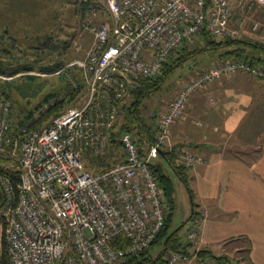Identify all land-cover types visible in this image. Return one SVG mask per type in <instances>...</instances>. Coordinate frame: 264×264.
<instances>
[{
    "label": "built area",
    "instance_id": "1",
    "mask_svg": "<svg viewBox=\"0 0 264 264\" xmlns=\"http://www.w3.org/2000/svg\"><path fill=\"white\" fill-rule=\"evenodd\" d=\"M101 2L110 20L92 29L94 44L82 72L86 102L35 127L48 106L15 128L11 100L0 95V217L11 264H127L150 249L168 216L164 193L151 168L160 152L194 169L204 158L171 144L172 127L185 115L195 93L214 83L247 74L264 81V66L224 61L185 83L156 123V142L147 149L139 138L122 134L125 162L108 167L121 105L186 42L204 31L216 39H240L230 28L229 0H86ZM264 9V0H250ZM255 23L253 30L258 31ZM71 80V71L62 73ZM73 81V79H72ZM71 83V88L77 85ZM116 150V149H115ZM98 166L96 171L91 166ZM207 212L189 226L196 251ZM168 264H215L177 254Z\"/></svg>",
    "mask_w": 264,
    "mask_h": 264
},
{
    "label": "rangeland",
    "instance_id": "2",
    "mask_svg": "<svg viewBox=\"0 0 264 264\" xmlns=\"http://www.w3.org/2000/svg\"><path fill=\"white\" fill-rule=\"evenodd\" d=\"M3 6L5 12L11 16V24L10 37L7 38L9 42L3 47L4 50L1 48L0 53V68L4 70L2 73L0 71V95L5 93L4 95H8L12 102L14 126L24 119L30 121L32 118H28L30 113L34 116L38 109L55 103H63L61 114L72 108L82 107L88 95L82 81V72L68 67L73 63L86 61L94 44L92 29L110 20L108 9L101 2L86 0H5L1 7ZM185 45L193 52L204 45L203 38L199 36ZM180 51L181 49L168 59L170 64L182 56ZM221 62L212 54L199 53L190 61L183 63L179 69H174L160 90L145 100L139 108L141 117L149 124H156L158 118L165 112L163 105H168L185 83ZM52 66L59 67L52 71L49 69ZM67 69L71 71L70 81L62 74L67 72ZM162 74L163 71L160 76ZM71 81L77 85L76 89L71 88ZM78 84L82 86L80 90ZM48 95L53 97L46 103L44 99ZM131 103L132 99L128 97L123 105L130 106ZM254 103H261L264 107V97ZM256 108L252 106L246 109L247 116L254 113L253 117L249 118L250 121H246L247 117L243 114L235 118L236 129H243L239 132L243 134V138H249L245 134L250 132L252 127L264 131V108H260L259 114L256 113ZM120 115L119 128L125 120L133 121L132 115L122 107ZM55 117L44 124L41 123L39 127L48 126ZM237 136L240 137L239 134ZM115 149L116 147L108 167L121 161L119 149ZM154 164L160 165L164 174L174 183L176 203L172 209L171 229L175 230L186 224V241L190 242L188 239L190 225L187 223L192 204L190 190L163 159L160 157L155 159ZM4 238L5 227L1 224L0 253ZM241 245L246 249L248 247L246 243ZM224 249L225 253H228L225 256L231 259V264H250L247 251L238 252L235 247ZM149 252L154 257L158 256L161 252L160 245H154Z\"/></svg>",
    "mask_w": 264,
    "mask_h": 264
},
{
    "label": "crops",
    "instance_id": "3",
    "mask_svg": "<svg viewBox=\"0 0 264 264\" xmlns=\"http://www.w3.org/2000/svg\"><path fill=\"white\" fill-rule=\"evenodd\" d=\"M4 1L0 0V53L9 42L11 24L1 7ZM229 1L230 28L240 32V40L264 45V9L250 0ZM255 23L261 26L258 31L253 30ZM261 97L264 81L242 73L224 78L191 96L184 117L171 131L174 148L204 158L202 165L187 170L186 184L192 202L188 222L194 212L196 217L200 209L207 212L200 247L216 256L226 254L224 247L247 251L250 264H264V131L252 127L245 134L249 138H243L235 118L243 114L250 121L254 113L247 116L246 109L252 106L259 114L264 107L254 102ZM119 158L125 162L121 148Z\"/></svg>",
    "mask_w": 264,
    "mask_h": 264
},
{
    "label": "trees",
    "instance_id": "4",
    "mask_svg": "<svg viewBox=\"0 0 264 264\" xmlns=\"http://www.w3.org/2000/svg\"><path fill=\"white\" fill-rule=\"evenodd\" d=\"M200 36H202L204 42V45L201 48L192 52L187 49L185 44H183L182 48H180L182 51V56L179 57V59L175 60L172 64L167 61L163 66V74L161 76L159 75L156 78L143 82L139 89L134 90L130 95V98L132 99V103L130 104V106H125L123 104L121 105L124 110H127L132 115L133 121L129 122V120H125L122 126L116 129V131L111 136V143L113 145L112 147H116V149H119L118 147L120 146L118 139L122 134L126 132H131L139 138V145L142 149H147L148 147L155 144L157 135L156 125L147 123L141 117L139 108L143 105L145 100H147L152 94L160 90L164 81L166 80V78L172 75L174 69H179L183 63L190 61L197 54H212L222 62L242 60L251 62L252 64L264 66L263 44L251 43L240 39L234 40L230 38L216 40V38L214 39V37L206 31H204ZM58 67L59 66H52L49 69L54 71ZM81 87L82 86L78 84L79 90ZM6 96L8 97V95ZM52 97L53 96L50 95L46 96L44 102H49ZM62 106L63 103H55L54 105L49 106L47 112L43 114L39 122H37L38 124H35L34 126L39 127L41 123L44 124L48 122L52 117L61 115L60 109L62 108ZM32 115L33 114L30 113L28 115V118L32 117ZM25 122V119L21 122H18L15 128H18L19 125H23ZM159 157L162 158L172 168L175 174H177L185 184L188 183V169L178 165L177 160L172 153L161 151ZM6 164L7 162L0 158V171H4V167L6 166ZM91 167L95 168L96 171H99L100 169L98 166L94 165ZM151 168L159 182L160 188L164 193V197L169 209L165 225L151 246L153 247L154 245H160L161 252L158 254V256L154 257L151 255L149 250H147L139 256L129 258L127 264H168L167 256L169 254H177L187 258H193L195 255H197V257L202 262L211 261L215 264H231V259L228 256H216L214 252L209 248H202L199 251H196L194 245L191 242L186 241V224L175 230L171 229L172 209L175 204L174 183L169 176L164 174L163 169L160 165L154 164L153 162ZM195 215L196 213L194 212L189 222H193L195 220ZM189 222L187 223L189 224ZM1 224L4 225L6 231L7 225L5 223V220L0 217V225ZM0 264H11L8 254V245L5 238L3 239L2 253H0Z\"/></svg>",
    "mask_w": 264,
    "mask_h": 264
},
{
    "label": "water",
    "instance_id": "5",
    "mask_svg": "<svg viewBox=\"0 0 264 264\" xmlns=\"http://www.w3.org/2000/svg\"><path fill=\"white\" fill-rule=\"evenodd\" d=\"M2 198H3V195H2V192L0 190V205H1V202H2Z\"/></svg>",
    "mask_w": 264,
    "mask_h": 264
}]
</instances>
